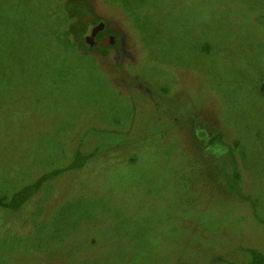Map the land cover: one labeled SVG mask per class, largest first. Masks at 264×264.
Masks as SVG:
<instances>
[{"label": "rangeland", "instance_id": "obj_1", "mask_svg": "<svg viewBox=\"0 0 264 264\" xmlns=\"http://www.w3.org/2000/svg\"><path fill=\"white\" fill-rule=\"evenodd\" d=\"M64 1L0 0V196L88 157L0 208V264L264 254V0H87L118 59L76 51ZM115 67L148 95L118 91ZM213 124L233 164L199 150ZM234 169L248 200L225 186Z\"/></svg>", "mask_w": 264, "mask_h": 264}, {"label": "trees", "instance_id": "obj_2", "mask_svg": "<svg viewBox=\"0 0 264 264\" xmlns=\"http://www.w3.org/2000/svg\"><path fill=\"white\" fill-rule=\"evenodd\" d=\"M62 9L66 16V21L72 20L66 25V28L64 29V34L67 37H71L74 39V41L77 43V45L81 48L83 45L82 40V32L87 24V20H85L86 15H91L92 7L87 2V0H65ZM94 18L93 15H91V19ZM94 21H89V23H93ZM69 38H67V41ZM69 43H73L70 40ZM197 136V133H196ZM213 136L207 137L206 147H209L211 145H218L220 143H216L219 141V135L217 138ZM191 142H196L193 140V138L190 139ZM197 146V144H196ZM220 146L224 148V150L229 153L230 148L224 145ZM234 146V145H233ZM230 156V154H228ZM80 156L82 158H80ZM211 159V158H209ZM88 160V157L86 155H81L80 153L75 152L72 156V162L66 166H64L61 169H55L50 172L44 173L40 175L37 180L25 185L18 191L14 192L9 198L5 196H0V208L1 209H9L14 210L20 207L24 202L27 201V199L33 195L37 189L39 188L40 184L44 181H47L48 179L53 178L56 175L61 174L62 172L78 169L81 167L85 161ZM230 163L233 164V159H229ZM221 177L224 179L225 186L230 192L236 193L241 199L248 200V198L243 197L237 193V187L236 183L238 181V174L236 173L235 169L231 171L230 174H223ZM247 255L248 259L245 262L242 263H235L227 261L220 257H213L211 258L212 262L215 264H264V254L255 250V249H245L244 250Z\"/></svg>", "mask_w": 264, "mask_h": 264}, {"label": "flooded vegetation", "instance_id": "obj_3", "mask_svg": "<svg viewBox=\"0 0 264 264\" xmlns=\"http://www.w3.org/2000/svg\"><path fill=\"white\" fill-rule=\"evenodd\" d=\"M87 2L93 8L92 3L89 1H87ZM91 15H93L94 18L91 19ZM91 15L88 14L85 16V20H87V24H86V26H85L82 34H81L82 40H83V34L86 32L88 27L99 25L100 30L95 32V34L93 35L92 40L89 44H86L83 41V43H82L83 45L81 46V48L77 45V43L74 41V39H72V41H73L72 44L75 47L76 51L79 53H82V54H85L87 52L88 53L89 52L96 53V54H99L101 57H104L108 50H113L116 53V55H115L116 58L119 57L121 54H125L124 49L119 50V48H118V44L120 43V40L122 39L121 37H123V36H118L117 34L108 32L107 28L105 26V22L97 14L96 15L98 17L95 15V12L93 9L91 11ZM90 20L94 21V22L89 23ZM122 44H123V42H122ZM94 50H96V51H94ZM119 51L121 52V54ZM115 69L116 70L112 71V72H114L115 75H118L123 82L122 83L123 86H119L116 88L118 91H122L121 89H126V91H130L132 93L136 92L137 94L142 93V94H144V96H145V94L148 95V93L150 92V87L148 86V84L145 80H143L142 78H137V79H132L129 82L125 81L124 79L128 78L127 73H125V71H123L122 69L118 70L117 67H115ZM198 123L202 124L200 122H198ZM210 127L211 128L208 129L209 134L208 133H202L204 130L201 132V134L205 135L206 137L213 136L216 138L219 135V141H217L216 143H220L221 145L228 147V144H226V142L224 141L225 137H224L223 132L219 131L215 124L210 125ZM191 138H193V137H191ZM194 139H195L194 141L196 142V144H198L196 136ZM206 145L207 144L202 145L201 146L202 149L199 147V150L202 151L203 149H205ZM231 150H234V148L230 149L229 153H227L228 160L231 158L233 159V154L231 153L232 152ZM228 154H230V156Z\"/></svg>", "mask_w": 264, "mask_h": 264}, {"label": "water", "instance_id": "obj_4", "mask_svg": "<svg viewBox=\"0 0 264 264\" xmlns=\"http://www.w3.org/2000/svg\"><path fill=\"white\" fill-rule=\"evenodd\" d=\"M100 30V26H90L87 28L86 32L83 34V41L86 44H89L92 40L93 35L96 31Z\"/></svg>", "mask_w": 264, "mask_h": 264}]
</instances>
